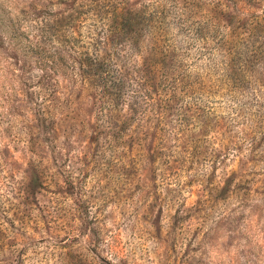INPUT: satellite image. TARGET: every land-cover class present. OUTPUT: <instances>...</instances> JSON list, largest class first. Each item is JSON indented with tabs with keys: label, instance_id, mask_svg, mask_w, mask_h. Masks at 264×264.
<instances>
[{
	"label": "rangeland",
	"instance_id": "rangeland-1",
	"mask_svg": "<svg viewBox=\"0 0 264 264\" xmlns=\"http://www.w3.org/2000/svg\"><path fill=\"white\" fill-rule=\"evenodd\" d=\"M68 1L0 0V264H264V0H136L157 19L118 65L151 91L116 137L118 112L69 69L50 95L21 52Z\"/></svg>",
	"mask_w": 264,
	"mask_h": 264
},
{
	"label": "trees",
	"instance_id": "trees-1",
	"mask_svg": "<svg viewBox=\"0 0 264 264\" xmlns=\"http://www.w3.org/2000/svg\"><path fill=\"white\" fill-rule=\"evenodd\" d=\"M88 1L95 18L88 24V40L84 42V48H78L73 37L69 39L78 27L75 22L80 23V19H83L73 14L74 1L70 0L61 2L64 7L54 13H42L40 9L34 14L32 18L36 22L34 31L31 32L32 35L21 52L24 60H32L31 63L41 72L42 79L37 82L39 87L50 92V95L58 92L56 88L58 82L52 80L53 75L62 74L61 71L69 69L70 74L78 77L73 80L77 87L91 91V95L100 100L107 112H118L113 123L115 134L112 135L116 137L127 129L140 107L135 98L145 99L151 91L132 89L135 77H131V74L126 75L124 66L118 65V47L126 44L128 50L132 46H137L140 39L150 31L153 20L157 18H154V11L150 10L149 6H152V3H148L147 8L136 0L128 3L110 0ZM64 32L70 36L66 37ZM61 33L67 38L65 44L62 47L50 48L48 46L50 35L59 36ZM155 55L157 56L156 53ZM161 67L162 62L157 60L150 69L154 83ZM135 72L138 78V71ZM48 74L50 78L46 79ZM129 96L133 101L130 104L125 103L126 108L122 111L121 102Z\"/></svg>",
	"mask_w": 264,
	"mask_h": 264
}]
</instances>
